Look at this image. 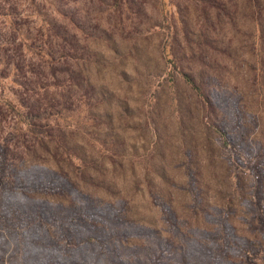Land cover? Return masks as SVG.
Masks as SVG:
<instances>
[{
    "label": "rangeland",
    "instance_id": "rangeland-1",
    "mask_svg": "<svg viewBox=\"0 0 264 264\" xmlns=\"http://www.w3.org/2000/svg\"><path fill=\"white\" fill-rule=\"evenodd\" d=\"M13 19L28 67L16 75L5 62L6 53L21 56L22 38L0 44V143L25 121L11 101L44 94L25 95L15 82L54 84L57 73L75 94L69 63L99 101L76 105L61 123L101 186H87V196L119 215L106 228L121 259L176 264L186 238L217 233L228 209L246 243L234 264H264V0H0L1 35H15ZM49 23L67 29L75 58H64L69 48L61 51Z\"/></svg>",
    "mask_w": 264,
    "mask_h": 264
},
{
    "label": "trees",
    "instance_id": "trees-1",
    "mask_svg": "<svg viewBox=\"0 0 264 264\" xmlns=\"http://www.w3.org/2000/svg\"><path fill=\"white\" fill-rule=\"evenodd\" d=\"M11 23L15 35L0 34V44L15 45L22 38L16 44L20 59L9 53L4 55L6 65H13L17 75L28 67L23 43L26 37L15 19ZM49 24L52 38L61 40V51L69 48L64 58H75L67 29L61 24ZM64 64L65 71H70L66 75L78 85L75 94L69 81H61L57 73H52L57 81L54 84L40 86V78L38 83L14 81L25 95L36 88L44 94L39 92L26 99L24 95H17L11 101V108L21 113L25 121L20 129L5 131L7 136L0 143V253L7 256L4 264H92L95 261L100 264H152L150 258L142 261L139 254L135 261L121 259L120 245L114 242V237L111 239L106 228L117 223L119 215L112 207L96 203L87 196L90 194L87 186H101L89 175L92 165L79 151L80 147L72 143L75 141L68 134L70 127L62 123L73 117L76 105L90 110L99 97L96 87L83 74L76 75L69 63ZM187 77L197 84L192 77ZM197 90L207 109L215 111L216 104L204 93L202 86ZM214 127L228 146L227 134L224 131L222 134L218 126ZM240 181L237 178L239 191L242 190ZM228 211H224L226 218L217 220L218 232L211 238L207 236L208 240L189 241L186 238V245L178 251L176 264H234L233 254L243 251L246 243L229 221ZM195 212L201 215L207 211L199 206ZM195 226L193 230L198 231V221ZM171 246L175 243H165L166 248ZM161 255L159 252L158 256Z\"/></svg>",
    "mask_w": 264,
    "mask_h": 264
}]
</instances>
